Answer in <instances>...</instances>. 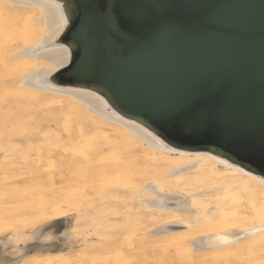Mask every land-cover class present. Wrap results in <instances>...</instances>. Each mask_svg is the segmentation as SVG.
I'll use <instances>...</instances> for the list:
<instances>
[{"label":"water","instance_id":"obj_1","mask_svg":"<svg viewBox=\"0 0 264 264\" xmlns=\"http://www.w3.org/2000/svg\"><path fill=\"white\" fill-rule=\"evenodd\" d=\"M38 1L42 83L264 179V0Z\"/></svg>","mask_w":264,"mask_h":264},{"label":"bare ground","instance_id":"obj_2","mask_svg":"<svg viewBox=\"0 0 264 264\" xmlns=\"http://www.w3.org/2000/svg\"><path fill=\"white\" fill-rule=\"evenodd\" d=\"M44 27L45 5L40 1L0 0V118L14 116L20 100L55 99L63 109L73 110V126L65 125L64 135L59 124L51 129L54 144L68 143L61 138L80 143L84 131L98 153L115 150L112 158L126 157L129 167L126 180L99 190L71 217L56 205L44 216L51 222L47 232L42 223L12 229L7 247L0 243V264H65L68 257L53 250L58 245L89 248L134 226H139L143 242L164 240L225 264H264V179L203 151L156 145L77 92L42 83ZM26 140L24 135L1 141L0 162L9 161ZM47 157L46 151L35 163ZM95 159L77 174L91 183L114 174ZM4 176L1 193L18 182L13 170ZM30 246L36 251L24 255Z\"/></svg>","mask_w":264,"mask_h":264},{"label":"rangeland","instance_id":"obj_3","mask_svg":"<svg viewBox=\"0 0 264 264\" xmlns=\"http://www.w3.org/2000/svg\"><path fill=\"white\" fill-rule=\"evenodd\" d=\"M54 100L48 99L44 102L20 100L14 116L10 119L0 118V127L7 128L4 129L5 131L3 129L1 131L0 128V142L9 137L15 140L24 135L27 136V140L19 144L9 161L0 162V177L8 175L10 170L18 175V182L14 184V188L6 193L0 192V243L3 248L7 247L5 243L12 229L27 227V225L38 227L43 224L42 229L45 233L51 222L45 220L44 216L48 215V212L52 211L56 205L61 204L67 211L66 215L71 217L78 206L91 200L99 190L126 180L125 172L129 167V165L126 166L127 158L118 160L112 158L117 156L115 150L114 154L98 153V147L90 144L92 139L86 132L83 131L80 134V143L73 144L70 138H61L62 141L68 140V143L54 144L55 139L49 135L51 129L59 124V132L64 135V126L71 124L73 126V121L69 120L73 110L63 109V105L54 103ZM103 148L107 149L106 146ZM46 151L48 157L35 163V159L40 158ZM94 158H96L95 162L104 161L108 167L113 168L114 174H108L98 183H91L81 175H77L82 173L87 168L86 165ZM9 200L12 202H8ZM141 234L139 226H134L126 233L110 235L106 241L94 243L89 248H83L81 244L73 245L71 248L67 245H58L53 250L59 249L64 257H68L65 264L224 263L213 260L210 256H203L202 259V256H196L190 250L191 248L188 249L186 246V249L185 247L176 248L164 240L143 242ZM94 237H90V240H96ZM31 247H27L24 255L36 251ZM185 250H188L190 255H187ZM21 264L30 263L22 262Z\"/></svg>","mask_w":264,"mask_h":264},{"label":"snow or ice","instance_id":"obj_4","mask_svg":"<svg viewBox=\"0 0 264 264\" xmlns=\"http://www.w3.org/2000/svg\"><path fill=\"white\" fill-rule=\"evenodd\" d=\"M178 118L181 119L185 123V125L189 127L199 121V117L195 112L187 115L178 114Z\"/></svg>","mask_w":264,"mask_h":264}]
</instances>
